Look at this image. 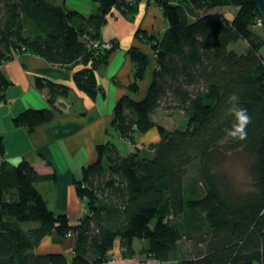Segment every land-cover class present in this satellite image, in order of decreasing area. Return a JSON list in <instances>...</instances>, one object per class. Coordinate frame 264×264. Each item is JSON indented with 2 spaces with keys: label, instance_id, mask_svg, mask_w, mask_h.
Returning a JSON list of instances; mask_svg holds the SVG:
<instances>
[{
  "label": "trees",
  "instance_id": "16d2710c",
  "mask_svg": "<svg viewBox=\"0 0 264 264\" xmlns=\"http://www.w3.org/2000/svg\"><path fill=\"white\" fill-rule=\"evenodd\" d=\"M92 1L96 12L84 15L50 0H0V101L10 84L1 66L16 54L80 66L72 74L74 86L95 98L101 91L97 73L116 48L101 46L100 30L114 8L131 19L140 0ZM154 2L168 27L160 37L141 36L153 55L150 84L141 99L133 97L149 58L130 47L133 80L113 109L112 126L133 150L122 156L111 143L97 146V160L75 185L85 212L74 225L51 212L35 187L54 174L39 173L26 159L15 167L1 163L0 264H105L115 239L126 252L134 240L143 241L145 256L164 263L264 264V61L261 41L250 31L258 21L264 30V17L253 0ZM224 7L236 9L231 18L198 13ZM239 40L247 41L243 53L229 48ZM34 84L51 107L70 91L42 77ZM232 93L251 116L244 141L226 135L233 124L227 114ZM160 107L182 111L186 124L170 130L156 123L152 116ZM52 119L50 108L25 110L14 123L32 130ZM152 129L158 141L151 155L143 154L138 137ZM230 155L247 172L246 188L218 169ZM52 232L75 238L69 263L62 253H35ZM185 238L193 242L188 256L179 245Z\"/></svg>",
  "mask_w": 264,
  "mask_h": 264
},
{
  "label": "crops",
  "instance_id": "0c3cea01",
  "mask_svg": "<svg viewBox=\"0 0 264 264\" xmlns=\"http://www.w3.org/2000/svg\"><path fill=\"white\" fill-rule=\"evenodd\" d=\"M77 2L81 5L66 7L84 15L97 10L92 0ZM106 26L109 28L108 34L104 31ZM167 27L162 9L154 0H140L131 19L123 17L114 8L106 17L100 34L102 42L109 41L116 44V48L109 55L106 66L97 73L101 91L94 99L74 86L72 74L80 66L53 65L31 54H16L1 66L10 84L3 92L4 100L0 101V136L3 144L0 165L5 162L15 167L26 159L39 173L54 174L53 179L36 182L35 187L50 211L55 215H65L72 225L84 214V200L76 194V182L82 179L83 169L97 160V146L110 143L108 137L110 130L114 129V106L127 93V87L133 80L134 64L127 50L137 47L149 58L144 78L138 82V93L133 95L137 100L148 89L153 66V55L141 36L160 37ZM138 31L140 34H137ZM36 77L68 86L69 94L59 97L53 107L49 106L45 93L34 84ZM45 108H50L53 113V119L48 123L32 130L14 123V119L25 110ZM131 148L133 150V146ZM75 243L74 237L60 238L52 232L37 244L34 251L37 254L62 253L69 263ZM124 252L120 241L115 239L109 250L111 257L105 264H155L152 258L136 254L126 257Z\"/></svg>",
  "mask_w": 264,
  "mask_h": 264
},
{
  "label": "rangeland",
  "instance_id": "374dc122",
  "mask_svg": "<svg viewBox=\"0 0 264 264\" xmlns=\"http://www.w3.org/2000/svg\"><path fill=\"white\" fill-rule=\"evenodd\" d=\"M63 1L64 0H50V2L54 4L61 5L64 3L65 6H76V5L80 6L81 5V3L77 2L80 0H65L64 2ZM235 10L236 9L233 7H224V8H215L212 10L203 9L201 11H198V13L201 14L203 12L217 11V12L224 13V15H226L228 18H231V16L235 13ZM104 31H105V34H108V31H109L108 26L104 28ZM250 31L258 38V40L261 41L260 42L261 48L259 49V52L264 61V30L262 29L261 23L260 24L257 23V25L250 28ZM112 47H113V44H112ZM246 47H247L246 40L236 41L230 44L229 46L230 49H233L237 53H243ZM105 49L110 50L111 48H105ZM152 118L156 123L163 125L165 128L170 129V130H173L175 128H182L186 124V118L184 114L182 113V111L180 110H173V109L165 110L160 107L153 113ZM157 140H158V137H157L156 131L153 129L151 132L147 133L146 135L140 136L137 142L141 146L143 154L151 155L152 154L151 147L153 144L157 142ZM108 141L118 149V152L122 156L127 155L129 150H132L131 148L132 145L126 140L120 138L116 130L113 128L110 130ZM218 169L220 171L225 172L229 178H232V180H234L235 184L239 188H246V186L248 185L249 178H248L247 172L236 156L230 155L227 158L223 159L222 163L218 166ZM192 243L193 242H191V240H189L188 238L183 239V241L179 243V245L182 247L181 248L182 251L184 252L186 256L190 255V253L192 252V245H193ZM143 245H144L143 241L134 240L132 243V250L128 252L125 251V252L130 255L136 254L143 258H152V257L145 256L142 250ZM152 259L155 260L154 258ZM154 263L161 264L164 262H159L155 260ZM165 263L174 264L173 261L165 262Z\"/></svg>",
  "mask_w": 264,
  "mask_h": 264
},
{
  "label": "clouds",
  "instance_id": "9594fccd",
  "mask_svg": "<svg viewBox=\"0 0 264 264\" xmlns=\"http://www.w3.org/2000/svg\"><path fill=\"white\" fill-rule=\"evenodd\" d=\"M229 105L227 114L233 117V124L226 130V135L236 141H244L247 138V127L252 122L246 108L240 106V97L232 93L227 100Z\"/></svg>",
  "mask_w": 264,
  "mask_h": 264
},
{
  "label": "water",
  "instance_id": "95a60500",
  "mask_svg": "<svg viewBox=\"0 0 264 264\" xmlns=\"http://www.w3.org/2000/svg\"><path fill=\"white\" fill-rule=\"evenodd\" d=\"M262 17H264V0H253Z\"/></svg>",
  "mask_w": 264,
  "mask_h": 264
},
{
  "label": "built area",
  "instance_id": "2783aa9c",
  "mask_svg": "<svg viewBox=\"0 0 264 264\" xmlns=\"http://www.w3.org/2000/svg\"><path fill=\"white\" fill-rule=\"evenodd\" d=\"M258 24H260L261 22L260 21H258L257 22ZM101 46L103 47V48H112V44L110 43V42H102L101 43ZM84 212H85V205H84Z\"/></svg>",
  "mask_w": 264,
  "mask_h": 264
}]
</instances>
